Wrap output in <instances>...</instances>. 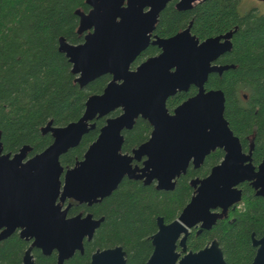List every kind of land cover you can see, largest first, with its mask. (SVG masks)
Returning <instances> with one entry per match:
<instances>
[{
	"label": "water",
	"instance_id": "1",
	"mask_svg": "<svg viewBox=\"0 0 264 264\" xmlns=\"http://www.w3.org/2000/svg\"><path fill=\"white\" fill-rule=\"evenodd\" d=\"M172 0H85L87 12L76 10L78 34L83 42L72 44L58 39V50L71 63V72L80 87L109 74L111 79L99 94L85 101L82 116L63 126L49 121L41 128L50 133L52 142L42 151L28 157L31 150L24 145L15 153L4 152L0 132V239L20 228V236L33 239L25 251L22 264H34L31 250L43 254L57 251L58 263L83 252V239H91L103 217L91 214L67 218L70 204L61 210L57 199H73L92 204L111 194L124 175L143 179L144 184L157 181L159 190H172L175 179L185 173L191 158L194 165L216 148L225 151L223 161L212 168L208 177L193 180L195 195L177 219L164 223L157 217L158 231L151 236L153 252L146 264H226L216 241L211 246L181 257L176 242L185 250L188 228L201 223L209 229L222 215L211 213L216 204L239 200L233 186L244 179L259 177L253 185L264 196V167L254 173L249 156L241 152L239 138L224 117L225 94L219 88L206 89L211 73L221 74L233 68L217 60L232 47L231 38L237 27L216 36L199 40L190 26L168 38L151 33L162 9ZM202 0H178L180 10L189 9ZM147 9V10H145ZM149 44L161 52L141 62L134 70L131 63ZM196 88L194 95L169 113L166 101L177 92ZM120 109L107 118L99 134L86 149L82 159L64 169L60 156L79 145L83 135L94 128L91 121ZM149 121V139L135 148L133 155L123 154V129H131L135 119ZM146 156L141 168L132 167L133 159ZM237 180V181H236ZM257 246L252 264H264V236L253 239ZM120 246L97 249L91 264H126Z\"/></svg>",
	"mask_w": 264,
	"mask_h": 264
},
{
	"label": "trees",
	"instance_id": "2",
	"mask_svg": "<svg viewBox=\"0 0 264 264\" xmlns=\"http://www.w3.org/2000/svg\"><path fill=\"white\" fill-rule=\"evenodd\" d=\"M162 11L156 32L172 35L192 20L191 32L200 40L223 34L237 27L231 50L217 62L232 64L221 75L211 73L206 89L219 88L225 94L224 117L243 143L255 132V159H264V12L239 13V0H203L191 10L178 11L168 3ZM76 10L87 12L85 0H0V132L4 152L15 153L24 145L31 147L29 156L46 148L50 133L41 128L49 121L63 126L79 119L85 101L91 94L102 92L110 80L102 75L84 87L75 82L71 63L58 50V39L78 44ZM150 46L145 54H153ZM196 89L177 92L167 100L169 110L180 104ZM117 109L113 114L119 113ZM104 120L87 132L78 146L60 156L63 166L82 159L88 145L97 135ZM150 126L138 118L131 130L124 131L123 149L128 150L148 138ZM245 141V142H244ZM187 176L177 179L172 192L158 191L135 180L123 179L100 203L87 207L74 204L69 210H81L104 216L93 238L84 241L83 253L76 252L63 264H90L97 248L121 245L127 264H145L152 251L150 235L155 231V218L172 219L190 195ZM248 209L228 224H218L196 238L189 247L195 251L211 237L217 236L228 264H250L254 256L251 232H264V199L254 198ZM28 243L13 233L0 241V264H20L21 251ZM35 264H57L56 254L43 255L33 250Z\"/></svg>",
	"mask_w": 264,
	"mask_h": 264
},
{
	"label": "flooded vegetation",
	"instance_id": "3",
	"mask_svg": "<svg viewBox=\"0 0 264 264\" xmlns=\"http://www.w3.org/2000/svg\"><path fill=\"white\" fill-rule=\"evenodd\" d=\"M178 0H172V1H170V2H173V4H172V6L174 7V9H176V10H178V11H185V10H191L195 5H196V3H199V2H201V1H199V2H196L195 4H193L192 5V7L191 8H189V9H183V10H180V9H178L177 7H176V2H177ZM203 1V0H202ZM169 2V3H170ZM167 5H169V4H166V6ZM165 6V7H166ZM165 7H164V9H165ZM164 9H162L161 11H160V13H159V15H158V17H157V21H156V23H155V25H154V29H153V31H152V33H151V38H150V40H154L156 37H159V38H168V37H171V36H173V35H175L176 33H178V32H180V31H182V30H184L185 28H187L188 26H189V24H192V20L190 19L189 20V22L187 23V25L184 27V28H181L180 30H178L176 33H174V34H172V35H167V36H161V35H159L157 32H156V27H157V25H158V23H159V19H160V16H161V13H162V11L164 10ZM145 10H147V9H145ZM190 33L192 34V32H191V26H190ZM84 34L85 33H82V35H83V37H84ZM192 35H194V34H192ZM200 40V39H199ZM203 40V39H202ZM81 42H83V40L81 41ZM80 42V43H81ZM150 46H153V47H155L156 48V52L155 53H153V54H145L146 53V50L150 47ZM161 52V49L158 47V46H156V45H152V44H149L143 51H141V53L136 57V59L131 63V65H130V69L131 70H134L141 62H143V61H145L146 59H148V58H150V57H153V56H156V55H158L159 53ZM218 63V62H217ZM220 64V63H219ZM223 73V72H222ZM221 73V74H222ZM216 74H218V73H216ZM221 74H218V75H221ZM105 75H108L109 77H110V79H111V76L109 75V74H105ZM109 82V81H108ZM107 82V83H108ZM106 86V85H105ZM191 87H194V86H190V88ZM189 88V89H190ZM195 88V87H194ZM104 89V88H103ZM196 89V88H195ZM103 91V90H102ZM101 93V92H100ZM97 94H99V93H97ZM170 98V97H169ZM168 98V99H169ZM167 99V100H168ZM166 103H167V101H166ZM166 107H167V105H166ZM176 107V106H175ZM174 107V108H175ZM174 108H172L171 110H169L168 109V107H167V109H168V111H169V113H173V109ZM117 110V109H116ZM120 110V109H119ZM115 111V110H114ZM114 111H112V112H110L109 114H107V115H104V116H102V117H98V118H95V119H93L92 121H91V123H93L94 124V128H96V125H97V122H98V120H100V119H103L104 120V122H103V124L98 128V132H97V135H96V137H95V139L93 140V141H95L96 140V138H97V136H98V134H99V131H100V128L103 126V125H105V123H106V119L107 118H112V117H115V116H117L118 114H120V112H121V110H120V112L119 113H117V114H113V112ZM138 118H141V117H138ZM138 118H136L135 119V122H136V120L138 119ZM142 120H144L145 122H147V124L150 126V132H149V135H148V138L145 140V141H143V142H141L140 144H138V145H134V146H132L130 149H128V150H124L123 149V144H124V141H125V139H124V131H128V130H131L132 128H133V126H134V124H133V126H132V128L131 129H123L122 131H121V134L123 135V142H122V146H121V152L123 153V154H127V155H130V156H132L133 155V153H132V151L135 149V148H137L139 145H141V144H143V143H145L148 139H149V137H150V134H151V131H152V126H151V124L149 123V121L148 120H146V119H143V118H141ZM134 122V123H135ZM93 128V129H94ZM93 129H91V130H93ZM90 131V130H89ZM234 133V132H233ZM235 135V134H234ZM264 135V134H263ZM84 136V135H83ZM237 136V135H236ZM255 136H256V134H255V132L254 133H252V134H249V135H247L246 137H245V140H246V143H243L242 142V140L239 138V141H240V145H241V152H242V154L244 155V156H249V160H246V161H244V164H247V163H250L251 164V166H252V170H253V172L254 173H257L258 171H259V169H260V166L262 165L263 167H264V159H255V157L253 156V152H254V147H255ZM93 141H91V143L93 142ZM245 142V141H244ZM90 143V144H91ZM89 144V145H90ZM88 145V146H89ZM70 150V149H69ZM32 156V155H31ZM224 156H225V151L222 149V148H216V149H214V150H212V151H210L208 154H206L205 155V157L203 158V160H202V162L201 163H199L198 165H194V163H193V158H191L190 159V161H189V163H188V165H187V167H186V170H185V173H183V174H181L179 177H177L176 179H175V186H174V188L172 189V190H159V189H157L156 188V185H157V181L154 179V180H152L149 184H144L143 183V179H133V178H128L126 175H124L123 176V178L121 179V181L123 180V179H129V180H135V181H138V182H140L142 185H145V186H152L155 190H158V191H167V192H172L174 189H175V187H176V183H177V179L178 178H180L181 176H187V172L188 171H190L191 173H192V175L191 176H189L188 178H187V185H188V187H189V189H190V195L185 199V203L182 205V207H181V210L177 213V215H175L172 219H170V220H165L162 216H156V218H155V225H156V229H155V231L150 235V237H149V239H150V242H151V245H152V251H151V253H150V255L152 254V252H153V249H154V247H153V244H152V240H151V236L152 235H154L157 231H158V225H157V217H161V218H163V221H164V223H170V222H172V221H174L175 219H177L178 218V216L180 215V213L182 212V210H183V208H185L186 207V205L191 201V199H192V197L195 195V187L191 184V182L193 181V180H196V179H199V180H202V179H204V178H206V177H208L209 175H210V173H211V170H212V168L213 167H215V166H217V165H219L222 161H223V159H224ZM28 157H30L29 155H28ZM146 159V156H142L141 158H140V160H137V159H133L132 160V162H131V165H132V167H134V166H137V167H139V168H141L142 166H143V161ZM74 164H75V162H74ZM74 164L73 165H71V166H63L62 164V166L64 167V169H67V168H71V167H73L74 166ZM259 178V177H258ZM258 178L257 177H253L252 179H244V180H241V181H238V182H236L235 183V185L233 186V188H235L237 191H239V200H237V201H234V202H232V203H230V204H228V205H226V207H225V210H224V208L221 206V205H218V204H216V206L215 207H211L210 209H209V211L211 212V213H217V214H221L222 216L220 217V218H217L216 219V221H215V223L209 228V229H205V228H201V223H199L198 225H195V226H193V227H191V228H188L187 230H188V232H187V236H186V239H185V250L183 251V247L181 246V245H179V241H180V238H182L183 237V235H181L180 237H179V239L177 240V242H176V252L179 254V258H178V260L181 258V257H183L185 254H187V253H189V252H193V253H195V252H197V251H199V250H202V249H204V248H206V247H209V246H211V244H212V242L213 241H216L217 242V244H218V247H219V249L221 250V253H222V256H223V259H224V261H225V263L226 264H228L227 263V261H226V259H225V257H224V253H223V250H222V245H221V243H220V241H219V239H218V237L217 236H211L203 245H202V247L201 248H199L198 250H195V251H193L190 247H189V241H191L190 239L191 238H196L198 235H200L202 232H207V231H209V230H211L213 227H216L218 224H224V222L225 223H228V224H230V223H232V222H234V220L235 219H240V216L243 214V213H245L246 211H247V209H248V201L250 202L252 199H253V197L251 198V196H254V198H262V199H264V196H262V195H258L257 194V191H258V189H260L261 188V186H259L258 188H255V186L253 185L254 183H259L258 182ZM120 181V182H121ZM237 181V180H236ZM120 182H119V184H120ZM118 184V185H119ZM118 185H117V187H118ZM116 187V188H117ZM115 188V189H116ZM114 189V190H115ZM113 190V191H114ZM112 191V192H113ZM111 192V193H112ZM110 195V194H109ZM108 195V196H109ZM107 197V196H106ZM106 197H104V198H106ZM104 198H102L100 201H98V202H94V203H92V204H87V203H79L78 201H75V200H73V199H66L64 202H62V201H60L59 199H57V201H56V203L58 204H60V206H61V210H64L69 204H70V206L68 207V209H67V213H66V217L67 218H70V217H73V216H76V215H78V214H81L82 216H85V215H87V214H91L92 215V217L93 218H95V219H98V218H101V217H103V220H104V216H95L92 212H90V211H86V210H81V211H79L78 213H76V214H70L69 213V210H70V208L72 207V205H74V204H78V205H85V206H87V207H90V206H93L94 204H97V203H100ZM101 224V223H100ZM100 227V225L95 229V231L98 229ZM3 230V228H1L0 229V233H1V231ZM20 228H17L15 231H13L11 234H13V233H17L18 235H19V237L21 238V239H24L27 243H28V245L21 251V261H20V264H22L23 263V257H24V254H25V251L27 250V248L29 247V245L31 244V242H32V240L33 239H26V238H24V237H21L20 236ZM95 231H94V233H93V235L95 234ZM10 234V235H11ZM9 235V236H10ZM264 236V232L263 233H261V234H255V232H251V235H250V242H251V246L252 247H254V249H255V251H254V256H253V259H252V262H253V260H254V257H255V255H256V251H257V246H255L254 244H253V239H256V240H258V239H260V238H262ZM8 237V236H7ZM7 237H5V238H2V239H0V241H3L4 239H6ZM92 238H93V236H92ZM91 238V239H92ZM91 239H89V240H91ZM89 241L88 239H87V237H85L84 239H83V244H84V241ZM115 246H120L121 248H122V250L125 252V255H124V257H125V260H126V264H127V257H126V251L123 249V247L121 246V245H114V246H111V247H105V248H97V249H106V248H112V247H115ZM34 249H38L42 254H43V252H42V250L41 249H39V248H37V247H33L32 248V250H31V255H32V258H33V261H34V255H33V250ZM96 249V250H97ZM83 250H84V245H83ZM95 250V251H96ZM76 252H79L78 250L77 251H75V253ZM94 252V251H93ZM92 252V253H93ZM52 253H55L56 254V261H57V264H59L58 263V259H57V251L56 250H53L50 254H52ZM74 253V254H75ZM83 253V252H82ZM92 253H91V255H92ZM50 254H43V255H50ZM73 254V255H74ZM150 255H149V257H150ZM72 257V256H71ZM70 257V258H71ZM149 257L147 258V260L149 259ZM69 259V258H68ZM65 260H67V259H65ZM64 260V261H65ZM147 260H146V262H147ZM63 261V262H64ZM63 262L61 263V264H63ZM252 262L250 263V264H252ZM34 264H35V261H34ZM90 264H91V256H90ZM146 264V263H145ZM177 264V263H176Z\"/></svg>",
	"mask_w": 264,
	"mask_h": 264
},
{
	"label": "rangeland",
	"instance_id": "4",
	"mask_svg": "<svg viewBox=\"0 0 264 264\" xmlns=\"http://www.w3.org/2000/svg\"><path fill=\"white\" fill-rule=\"evenodd\" d=\"M250 10H255L261 14L264 12V0H239L238 11L243 14Z\"/></svg>",
	"mask_w": 264,
	"mask_h": 264
},
{
	"label": "bare ground",
	"instance_id": "5",
	"mask_svg": "<svg viewBox=\"0 0 264 264\" xmlns=\"http://www.w3.org/2000/svg\"><path fill=\"white\" fill-rule=\"evenodd\" d=\"M262 176H264V173H261Z\"/></svg>",
	"mask_w": 264,
	"mask_h": 264
}]
</instances>
